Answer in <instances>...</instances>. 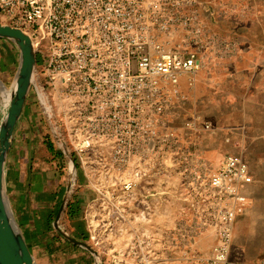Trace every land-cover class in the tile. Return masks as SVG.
<instances>
[{"label": "built area", "instance_id": "1", "mask_svg": "<svg viewBox=\"0 0 264 264\" xmlns=\"http://www.w3.org/2000/svg\"><path fill=\"white\" fill-rule=\"evenodd\" d=\"M214 13L207 0H0V24L32 41L29 97L57 149L84 172L134 174L122 184L121 220L129 194L157 172L169 175L157 157L176 147L170 123L179 77L234 52L233 41L207 26ZM251 182L248 164L227 155L220 168L187 177L193 214L165 233L166 245L136 231L131 243L106 246L102 233L114 230L91 220V255L97 264H253L230 259L234 225L248 204L241 187ZM100 215L118 220L112 210ZM208 232L216 241L203 250L197 242Z\"/></svg>", "mask_w": 264, "mask_h": 264}, {"label": "crops", "instance_id": "2", "mask_svg": "<svg viewBox=\"0 0 264 264\" xmlns=\"http://www.w3.org/2000/svg\"><path fill=\"white\" fill-rule=\"evenodd\" d=\"M207 1L215 10L207 26L233 41L234 52L206 70L179 77L170 123L176 129V147L157 157L159 163L166 162L169 175L157 172L151 181L142 182L131 205L137 216L154 220L156 227L165 222L168 231L177 229L179 221H188L193 214L186 197L187 177L220 168L227 155L240 156L249 166L252 182L241 187L248 204L234 225L230 259L264 264V0ZM32 112L27 100L7 156L8 205L35 264H97L56 224L60 216L61 231L91 247L80 193L89 189L86 205H96L101 199L91 190L97 182L72 158V189L80 192L71 195L70 164L64 156L65 171L61 159L51 155L46 134L36 131ZM205 124L210 128L205 129ZM215 241L208 232L197 244L205 250Z\"/></svg>", "mask_w": 264, "mask_h": 264}, {"label": "rangeland", "instance_id": "3", "mask_svg": "<svg viewBox=\"0 0 264 264\" xmlns=\"http://www.w3.org/2000/svg\"><path fill=\"white\" fill-rule=\"evenodd\" d=\"M4 25H7L6 22H4ZM19 63H20V51L18 47L9 39L3 38L0 42V83L1 85L7 89L12 90L18 70H19ZM33 95L31 94L28 98L29 104L31 105V108L33 109L32 112V118L34 123L36 122V131L46 133V126L41 125L38 122L40 110L38 103H35L33 100ZM9 109L8 107L5 109L2 108V105H0V123L7 114ZM37 120V121H36ZM63 165H67V161L61 162ZM83 175V173H81ZM90 180L92 182H97L95 184V190L92 189L91 192H96L95 194L100 197L101 201L99 203H96V205H92V207H87L86 201L88 200L89 196V189H83L82 193V202L84 204L83 208V217L86 224H90L91 220L92 223L96 226L100 225L105 229H113L114 232L110 234L102 233L101 239H103V245H125L131 243L135 236H133L134 232L139 233H145L149 234L148 237H144L146 239L156 240L157 243L166 245L168 241L166 240L165 233L168 231L166 229V226L164 225L165 222H161V226L156 227L154 220H150V218H146L145 220L141 219L139 216H137V212L135 211V205H131L132 202H135L137 200V189L133 191L132 194H129L127 196V199L129 201L128 205V217L125 219H120V209L121 204L123 201V198H125V193L122 187L123 181L126 176H133L134 174H120V173H90ZM70 179L69 184L72 182V180L75 179V175L73 174L72 178ZM72 185V183H71ZM105 186V187H104ZM71 191V195L74 196L76 192H80V189L74 190L72 189V186L69 189ZM148 194L150 192H147ZM141 200V199H140ZM146 200V198H144ZM142 201V200H141ZM150 203H144V205L148 208ZM108 210H112V212L115 213L116 216H118V220L111 223L109 220L104 219L100 214L107 213ZM136 214V215H135ZM94 216H97L98 219L97 222H94L93 219H95ZM148 216V215H147ZM89 222V223H88ZM108 223H110L112 226H109ZM180 224V221L179 223ZM91 225V224H90ZM155 226V227H154ZM163 228V230L161 229ZM156 228V229H155ZM160 228V229H157ZM175 230V229H174ZM158 233V234H157ZM91 242V248L92 247ZM176 244V243H175ZM178 245V244H177ZM176 245V248L178 250V246Z\"/></svg>", "mask_w": 264, "mask_h": 264}, {"label": "water", "instance_id": "4", "mask_svg": "<svg viewBox=\"0 0 264 264\" xmlns=\"http://www.w3.org/2000/svg\"><path fill=\"white\" fill-rule=\"evenodd\" d=\"M3 38L9 39L18 47L20 51V63L11 90L12 97L9 109L0 123V264H35L33 256L8 205L5 195L4 174L15 128L26 106L35 76L37 58L31 39L21 30L0 24V42ZM64 152L70 164L69 177L72 178L75 172L73 159L66 148H64ZM71 183L68 186L69 189L72 186ZM59 218L60 216L56 220L57 229L63 236L70 242L83 246L94 256L96 252L88 244L77 241L61 231Z\"/></svg>", "mask_w": 264, "mask_h": 264}, {"label": "trees", "instance_id": "5", "mask_svg": "<svg viewBox=\"0 0 264 264\" xmlns=\"http://www.w3.org/2000/svg\"><path fill=\"white\" fill-rule=\"evenodd\" d=\"M45 138H46V145L47 148L49 150V152L51 153V155L54 156V158H59L61 159V161L64 162V156L63 154L57 149L56 145L54 144L50 134L48 132L45 133ZM63 169L66 171L67 170V166L64 164Z\"/></svg>", "mask_w": 264, "mask_h": 264}, {"label": "bare ground", "instance_id": "6", "mask_svg": "<svg viewBox=\"0 0 264 264\" xmlns=\"http://www.w3.org/2000/svg\"><path fill=\"white\" fill-rule=\"evenodd\" d=\"M11 95H12L11 90L9 91L5 89L0 83V105H2L4 112H5V109L8 107V105L10 104L11 97H12Z\"/></svg>", "mask_w": 264, "mask_h": 264}]
</instances>
